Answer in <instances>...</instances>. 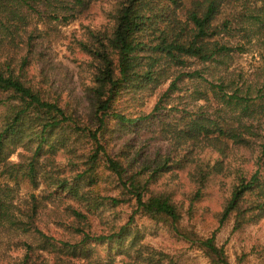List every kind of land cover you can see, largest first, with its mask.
Here are the masks:
<instances>
[{"label":"trees","instance_id":"1","mask_svg":"<svg viewBox=\"0 0 264 264\" xmlns=\"http://www.w3.org/2000/svg\"><path fill=\"white\" fill-rule=\"evenodd\" d=\"M92 1L0 0V42L18 32L15 20L20 14L24 18L22 12L58 19L53 4L72 16ZM221 15L225 19L218 22ZM65 16L60 19L67 21ZM107 18L105 27L88 29L84 38L76 40L79 50L88 56L90 72L86 87L89 107L82 116L29 77L32 49L26 55L6 53L0 58V229L28 238L21 240L24 251L14 264H99L101 257L93 256V245L102 246L107 259L114 253L123 254L127 259H122V264H179L168 254L136 248L135 235L128 225L137 213L168 226L172 234L202 252L210 264H231L216 245L215 235L200 238L187 229L172 193L155 185L162 175H177L186 169L187 179L195 188L192 202H200L210 177L226 170L223 160L205 164L201 157L204 149L211 148L222 158H228L231 149L248 150L255 171L249 177L237 174V183L231 186L218 221L221 227L232 218L234 229L239 230L263 220L264 88H229L221 79L219 84L211 83L213 97L232 117L228 119L224 113L212 117L201 109L184 111L178 120L159 119L160 137L168 142L169 149L166 154L157 152L150 163L138 168L133 165L135 157H131L126 141L113 151L115 144L108 134L112 128L108 125L113 121L131 127L148 119L149 115L130 117L117 110L116 103L125 93L135 98L136 91L152 90L170 69L184 65L183 58L209 63L243 51L244 44L224 41L231 36L232 22L244 24L246 31L258 29V37H264V0H190L187 9L183 0H112ZM175 85L174 80L169 90ZM201 97L207 99L205 93ZM18 148L25 150L21 159L9 161ZM231 169H227L228 175ZM105 175L115 178L119 197L100 192L99 182L106 179ZM19 180L28 181L33 188L41 184L45 190L30 193L29 199L18 204L14 185ZM55 198L73 200L89 213L132 201L134 210L116 232L92 235L75 226L81 238L61 240L47 235L37 224L44 202ZM66 210L75 220L86 216L77 207L67 205Z\"/></svg>","mask_w":264,"mask_h":264},{"label":"rangeland","instance_id":"2","mask_svg":"<svg viewBox=\"0 0 264 264\" xmlns=\"http://www.w3.org/2000/svg\"><path fill=\"white\" fill-rule=\"evenodd\" d=\"M189 2L190 0H183L185 9ZM34 3L40 5V1ZM111 4L112 0H93L86 8L72 16L65 13L57 4H53L57 8L54 14L58 15V19L22 12L24 18L21 19L20 14L15 20L19 24L18 32L13 36L6 35L7 38H2L0 42V58L6 56V53L15 57L26 55L29 49H32L27 66L29 77L33 78L34 82H39L40 87L49 91L62 105H66L76 115L82 116L88 112L89 107L86 87L90 84V72L87 65L88 56L79 50L76 40L84 38L88 29L102 28L109 23L107 11ZM64 15L68 18L67 21L60 19ZM224 19L225 15H221L218 22ZM246 28L244 24L237 25L234 21L231 24V36L224 37V41L230 42V45L244 44L243 51L226 58H217L216 61L209 63L199 62L194 58H183L184 65L170 69L152 90L136 91L135 98L132 93L122 95L116 103L117 110L134 118L147 115L150 117L138 121L136 126L131 127L110 122L108 127L112 129L108 134L112 139L111 143L115 144L113 151L126 141L125 146L129 148L131 157H135L133 160L135 168L150 163L157 152L166 154L169 149L168 142L160 137L159 119L178 120L184 111L195 113L201 109L212 117L222 113L228 119L232 117L229 110L224 109V106L213 97L211 83L219 84L221 79L229 88L237 86L264 88V37H258V29L250 32L246 31ZM0 34L2 35L1 30ZM196 75L201 78H197ZM174 80L176 85L169 90ZM204 93L207 99L199 98V95ZM226 93L229 94V91ZM261 120L264 122V117ZM260 124L262 126V123ZM260 124L255 126L259 127ZM230 151L228 158H222L211 148H206L202 152L201 157L205 164L213 165L216 161L223 160L226 170L223 174H213L210 177L206 194L200 202H192L195 188L187 179L186 169L177 175L170 173L162 175L155 188L172 193L173 200L181 207L182 222L187 229L193 230L200 238L214 234L216 245L222 248L231 264H264V219L248 223L239 230L234 229L235 223L232 218L221 227L218 221L231 186L237 183L235 180L237 174L243 173L249 177L256 168L253 165L255 161L251 151L244 149ZM24 153L25 150L16 149L9 156V161H19ZM230 166L232 169L228 175L227 169ZM9 183L13 185V182ZM14 186L15 201L18 204L29 199L30 193L38 194L44 189L41 184L33 188L26 180H19ZM99 187L103 194L120 196V188L111 175L100 181ZM44 203L45 206L37 216L39 228L55 239L70 241L81 238V234L74 230L75 226L92 235L116 232L120 226L128 222L134 210L133 201L132 204L121 203L116 207L105 206L91 213L67 198L50 199ZM67 205L80 208L86 216L75 220L74 214L66 210ZM128 226L132 235H135L136 248L145 249V253L149 250L162 252L172 256L179 264H210L202 252L172 234V230L163 223L137 213ZM132 235L130 238L134 239ZM22 239L28 240L24 235L21 237L13 231L0 229V264H14L17 257H21L24 251ZM94 247L93 256L101 257L99 264H122V259H127L123 254L115 253L112 258L107 259L106 250L102 246L93 245ZM44 256H47V253H43ZM141 257L146 258V254H142ZM90 264L97 262L91 261Z\"/></svg>","mask_w":264,"mask_h":264}]
</instances>
